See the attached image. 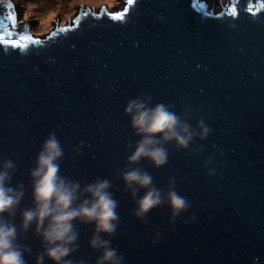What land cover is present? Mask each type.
Wrapping results in <instances>:
<instances>
[{
    "label": "water",
    "instance_id": "1",
    "mask_svg": "<svg viewBox=\"0 0 264 264\" xmlns=\"http://www.w3.org/2000/svg\"><path fill=\"white\" fill-rule=\"evenodd\" d=\"M78 1L95 10L82 15ZM256 1L253 12L250 0H238L234 12L213 16L192 0H132L108 19L96 0H72L29 45L19 37L27 30L13 27L4 11L0 34L19 40L0 43V157L16 160L14 182L27 185L41 142L55 132L66 174L113 180L120 221L111 239L125 264H264V0ZM207 4L222 9L219 0ZM74 21L60 32L61 23ZM48 32L55 33L46 39ZM141 93L177 112L191 105L190 123L203 119L211 129L187 151L170 149L158 169L141 162L160 187L175 176L191 203L175 224L166 207L134 218L129 195L114 179L125 145L136 139L123 109ZM209 157L213 175L204 166ZM190 214L195 221L182 223ZM90 231L81 227L78 255L94 258ZM23 242L33 249L32 264L39 242L31 235Z\"/></svg>",
    "mask_w": 264,
    "mask_h": 264
},
{
    "label": "clouds",
    "instance_id": "2",
    "mask_svg": "<svg viewBox=\"0 0 264 264\" xmlns=\"http://www.w3.org/2000/svg\"><path fill=\"white\" fill-rule=\"evenodd\" d=\"M10 12L17 17L16 5ZM16 27L40 36L38 30L28 26ZM123 112L136 139L125 145L128 154L114 179L129 195L133 204L130 214L143 221L153 209L166 207L169 222L175 224L191 203L177 190L175 176L167 177L160 187L141 162L158 169L168 162L170 149L187 151L195 141L205 140L211 129L203 119L190 123L191 105L177 112L170 105L153 103L152 96L144 93L127 100ZM83 146L80 141L73 152L80 155ZM64 155L56 133L50 132L27 170V185L14 182L16 160L0 157V264H28L33 249L23 241L29 235L39 242L32 264H125L111 239L120 221L113 180L103 176L88 181L73 178L62 169ZM211 164V157L204 161L207 175L215 172ZM26 194L27 206L23 203ZM195 219V214H190L182 223ZM81 227L91 229L87 243L96 253L94 258L78 255Z\"/></svg>",
    "mask_w": 264,
    "mask_h": 264
},
{
    "label": "rangeland",
    "instance_id": "3",
    "mask_svg": "<svg viewBox=\"0 0 264 264\" xmlns=\"http://www.w3.org/2000/svg\"><path fill=\"white\" fill-rule=\"evenodd\" d=\"M17 8L16 24L38 30L41 35L61 10L72 0H12ZM100 4L109 0H96ZM48 3L49 5H47ZM0 5H3L0 3ZM51 13L50 18L47 17ZM49 19V22L44 23Z\"/></svg>",
    "mask_w": 264,
    "mask_h": 264
},
{
    "label": "snow or ice",
    "instance_id": "4",
    "mask_svg": "<svg viewBox=\"0 0 264 264\" xmlns=\"http://www.w3.org/2000/svg\"><path fill=\"white\" fill-rule=\"evenodd\" d=\"M128 2L132 3V0H128ZM7 7L9 9H13L14 5L11 2H8ZM262 7H264V5H262ZM249 10H251V9H249ZM6 19L11 22L13 27L16 26V15L13 12H9V15L6 17ZM0 27H5L3 20H0ZM0 39H4V37L2 35H0Z\"/></svg>",
    "mask_w": 264,
    "mask_h": 264
},
{
    "label": "bare ground",
    "instance_id": "5",
    "mask_svg": "<svg viewBox=\"0 0 264 264\" xmlns=\"http://www.w3.org/2000/svg\"><path fill=\"white\" fill-rule=\"evenodd\" d=\"M46 4L49 5L48 3H46ZM48 14H49V15H47V17L50 18L51 13L49 12ZM46 22H49V19H47V20L44 21V23H46Z\"/></svg>",
    "mask_w": 264,
    "mask_h": 264
}]
</instances>
